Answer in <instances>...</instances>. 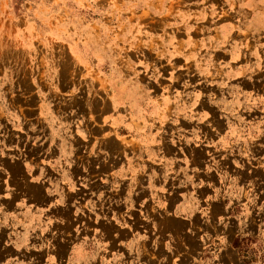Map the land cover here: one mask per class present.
<instances>
[{
    "label": "rangeland",
    "instance_id": "374dc122",
    "mask_svg": "<svg viewBox=\"0 0 264 264\" xmlns=\"http://www.w3.org/2000/svg\"><path fill=\"white\" fill-rule=\"evenodd\" d=\"M0 110V264H264V0H0Z\"/></svg>",
    "mask_w": 264,
    "mask_h": 264
},
{
    "label": "crops",
    "instance_id": "0c3cea01",
    "mask_svg": "<svg viewBox=\"0 0 264 264\" xmlns=\"http://www.w3.org/2000/svg\"><path fill=\"white\" fill-rule=\"evenodd\" d=\"M8 110L11 111L12 115L16 116L18 119H15L16 122H20L21 125H23V127H25L26 129L28 127H30V125L32 124V119L28 118V117H24L22 116L20 111H15V109L11 110V108H9ZM1 111V110H0ZM17 112V113H16ZM5 113V111H1L0 114ZM5 115V114H4ZM34 116V115H33ZM10 115H5L4 119H8V122H12V118H9ZM19 117H21V120H19ZM36 117V116H35ZM37 118V117H36ZM11 119V120H10ZM6 121V120H5ZM4 123V124H3ZM3 125L4 127L2 128L3 130L5 129V133L8 131L9 128V124L5 123L4 120L2 121L0 119V125ZM14 126V125H13ZM12 126V127H13ZM115 160V159H114ZM60 163V162H59ZM121 164V161L117 162L115 165L119 166ZM58 164H55V160L54 159H49V158H45V159H33L31 157H10V158H6V157H1L0 158V192H6L8 191V189L6 188V184L4 183V180H6V178L9 176L10 174V179L13 182H17L16 184V191L13 190V197H15V200L13 201V205H16L17 200L18 204H21L20 202L24 201V196H26V194L24 193L23 195V191L25 188V184L29 183L28 185L32 186L31 191L27 194L30 198V200L35 202V205H28V211L33 212L34 210L37 212H42L44 213V220L46 221L47 218H52L53 216H55L56 212L65 210V209H70L72 212H76V208L78 207L77 204H74L72 202H70V204H66L63 205L62 203L59 202V199H57L56 197H54L55 199H57L55 206L53 207H48L47 203H50V200H48V202H45V198L44 197H40L37 195L36 189H34V193H32L33 190V186H39L37 183L42 180H45L46 182H50V180H54L56 173L62 174V171L60 172L57 169ZM62 166V164H61ZM94 166H96V164L94 163ZM65 167H68V165H64L62 166L63 168V173L66 170ZM104 167V166H102ZM111 168V167H110ZM73 168L67 170L64 175L67 177H72V173H73ZM72 171V172H71ZM106 171V170H105ZM113 175V174H112ZM111 177V176H110ZM114 176H112L113 178ZM46 190V188H45ZM97 195V194H96ZM108 195V193H107ZM98 196V195H97ZM28 203V202H27ZM45 204L46 207H45ZM108 203H106L107 205ZM23 205V204H22ZM32 206V207H30ZM37 206H39V208L43 209H36ZM110 207V206H109ZM25 208V207H24ZM22 208V209H24ZM21 207L20 205L18 206V209L16 211H20ZM79 220H83V216H81L80 214L78 215ZM87 223V221H86ZM101 223V222H100ZM80 229H81V237H91L94 236V238H98L99 239L102 237L99 236L98 233H96V228L95 227H87L86 225H80ZM98 255L100 256L101 253H98ZM87 260L92 259V256H88L87 258H84Z\"/></svg>",
    "mask_w": 264,
    "mask_h": 264
}]
</instances>
